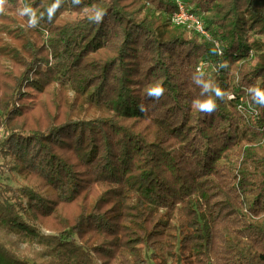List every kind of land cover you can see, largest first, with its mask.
I'll return each instance as SVG.
<instances>
[{"label":"trees","instance_id":"16d2710c","mask_svg":"<svg viewBox=\"0 0 264 264\" xmlns=\"http://www.w3.org/2000/svg\"><path fill=\"white\" fill-rule=\"evenodd\" d=\"M2 7L0 264H264V0Z\"/></svg>","mask_w":264,"mask_h":264},{"label":"rangeland","instance_id":"374dc122","mask_svg":"<svg viewBox=\"0 0 264 264\" xmlns=\"http://www.w3.org/2000/svg\"><path fill=\"white\" fill-rule=\"evenodd\" d=\"M10 4H11V0H5L3 5H10ZM197 69H198V67H197ZM198 70L200 71L201 67ZM36 97H37V93L34 92V90H30L28 93L26 92L25 99L28 102H30L31 100H34ZM23 108H24V110H28L30 108V104H28V103L24 104ZM0 182L2 184H4V185H10V186H17L18 185V182L12 179L9 171H7L6 167L3 166L1 160H0ZM39 229H40L39 231H41V232H43L45 234L50 233L49 231H45L46 229H44L42 227L39 228ZM22 246H23V248H25L26 245L22 244ZM144 253H145V256H146V258L148 260L147 264H156L155 261H153V259L150 258V253H151L150 250H148L147 248H144ZM96 261H97V264H101V262L98 259H96Z\"/></svg>","mask_w":264,"mask_h":264},{"label":"clouds","instance_id":"9594fccd","mask_svg":"<svg viewBox=\"0 0 264 264\" xmlns=\"http://www.w3.org/2000/svg\"><path fill=\"white\" fill-rule=\"evenodd\" d=\"M4 2H5V0H0V11L3 10L2 5L4 4ZM24 11L28 12L27 9H25ZM205 87H207V85H205ZM149 91H150V94H152L156 97H159L163 94L164 88H163V86L157 85V86L152 87ZM215 91L218 95L221 94V90L219 88H216ZM255 98L259 102L264 103V90H261L259 88L255 89ZM214 106H215V103L212 99H207V100L199 103V105H198L199 109L204 110V111H210L214 108Z\"/></svg>","mask_w":264,"mask_h":264},{"label":"built area","instance_id":"2783aa9c","mask_svg":"<svg viewBox=\"0 0 264 264\" xmlns=\"http://www.w3.org/2000/svg\"><path fill=\"white\" fill-rule=\"evenodd\" d=\"M172 20L176 24H182L187 27H191L198 32L206 34L200 21L192 13H190L180 2H178V11L173 14ZM200 67H198V69H200ZM229 97H232V95H230Z\"/></svg>","mask_w":264,"mask_h":264}]
</instances>
